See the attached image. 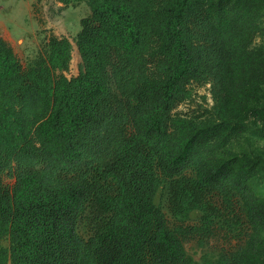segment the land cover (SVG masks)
Returning a JSON list of instances; mask_svg holds the SVG:
<instances>
[{
	"label": "trees",
	"instance_id": "1",
	"mask_svg": "<svg viewBox=\"0 0 264 264\" xmlns=\"http://www.w3.org/2000/svg\"><path fill=\"white\" fill-rule=\"evenodd\" d=\"M58 1L77 75L0 35V264H264V0Z\"/></svg>",
	"mask_w": 264,
	"mask_h": 264
},
{
	"label": "rangeland",
	"instance_id": "2",
	"mask_svg": "<svg viewBox=\"0 0 264 264\" xmlns=\"http://www.w3.org/2000/svg\"><path fill=\"white\" fill-rule=\"evenodd\" d=\"M89 13L85 2L64 7L58 0H0V35L12 46L22 64L36 55L49 35L64 36L72 43V53L69 69L65 74L75 76L79 72L80 56L73 37L81 28V19ZM194 98L202 101L200 95L210 98L206 87H194ZM196 93V94H195ZM194 105L182 104L178 110L187 111ZM165 190H160L155 196V203L160 205L170 222L175 219L167 213ZM200 212L194 211L183 219L184 223L197 221ZM221 245L220 241L210 240L204 247L195 242L185 243L186 252L192 256L196 264H202L204 253H213Z\"/></svg>",
	"mask_w": 264,
	"mask_h": 264
},
{
	"label": "crops",
	"instance_id": "3",
	"mask_svg": "<svg viewBox=\"0 0 264 264\" xmlns=\"http://www.w3.org/2000/svg\"><path fill=\"white\" fill-rule=\"evenodd\" d=\"M4 39V38H3ZM4 40H6V39H4Z\"/></svg>",
	"mask_w": 264,
	"mask_h": 264
}]
</instances>
